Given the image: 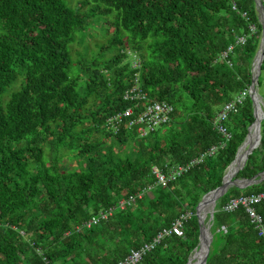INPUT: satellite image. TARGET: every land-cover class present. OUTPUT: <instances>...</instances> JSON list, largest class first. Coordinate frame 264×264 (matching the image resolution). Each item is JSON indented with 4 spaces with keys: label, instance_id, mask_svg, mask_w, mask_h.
I'll return each instance as SVG.
<instances>
[{
    "label": "trees",
    "instance_id": "trees-1",
    "mask_svg": "<svg viewBox=\"0 0 264 264\" xmlns=\"http://www.w3.org/2000/svg\"><path fill=\"white\" fill-rule=\"evenodd\" d=\"M77 3L0 0V264H116L187 213L182 237H163L135 263L185 264L197 247L194 208L220 185L253 122L248 96L224 121L230 138L213 157L96 226L75 227L152 184L151 167L183 164L219 141L211 119L250 82L260 35L254 1ZM249 26L245 43L227 63L218 61ZM91 30L107 43L85 59ZM73 43L83 46L74 63ZM135 76L151 101L173 108L169 123L143 137L123 125L115 133L105 129L108 117L132 105L121 95ZM260 89L264 51L257 95ZM63 159L74 166L62 170ZM263 170L264 109L259 144L234 178ZM258 193L264 181L231 187L217 199L205 264H264V242L243 208L220 210L230 198ZM254 209L264 222V202Z\"/></svg>",
    "mask_w": 264,
    "mask_h": 264
},
{
    "label": "built area",
    "instance_id": "built-area-1",
    "mask_svg": "<svg viewBox=\"0 0 264 264\" xmlns=\"http://www.w3.org/2000/svg\"><path fill=\"white\" fill-rule=\"evenodd\" d=\"M248 34L238 35L234 38L233 42L229 44L225 50L221 51L218 55V61H224L227 63V57L235 47L242 46L249 34L253 32V27L249 26ZM131 56V67H136V57L133 54ZM133 61V62H132ZM248 96V89L241 90L234 97L220 105L215 115L211 119V128L219 135L220 139L217 143L210 145L207 149L189 159L187 162L178 165L167 166L165 163L163 167H151L150 175L153 178L152 184H146L138 189L131 195L126 196L124 199H120L114 207H111L105 211H98L97 215L89 216L86 220L82 221L75 230L89 229L104 221L115 210H121L122 207L130 205L135 201H140L144 198L151 196V190L155 187H164L167 184L175 181L180 176L184 175L191 168L200 165L205 159L213 157L219 150H221L225 143L229 140L230 135L224 127V121L228 116L235 114L237 108L241 105L245 97ZM121 99L124 102L132 104L130 107L125 108L121 112H117L105 120V129L117 132L120 126L129 128L133 124H138L140 127L136 129V135L139 137L145 136L148 132H151L162 125L169 123L173 113L172 106L166 101H151L147 94L142 91L139 86L137 77L132 80V84L124 89L121 95ZM264 202V193H258L248 196H237L228 199L220 208L223 212H232L237 207L241 206L244 213L247 216L249 224L255 231L256 236L264 242V222L262 218L255 212L254 206ZM189 214L184 213L176 217L168 228L160 230L148 243L142 244L138 249L130 251L123 259L119 260L116 264H135L140 258L149 250L153 248L163 237L168 235H174L176 237H182V225ZM219 230L225 232L223 226H220ZM21 234V233H20ZM23 236V234H22Z\"/></svg>",
    "mask_w": 264,
    "mask_h": 264
},
{
    "label": "water",
    "instance_id": "water-1",
    "mask_svg": "<svg viewBox=\"0 0 264 264\" xmlns=\"http://www.w3.org/2000/svg\"><path fill=\"white\" fill-rule=\"evenodd\" d=\"M254 1V10L257 16V20L258 23L260 25V38L258 41V45L256 48V51L254 53V56L251 60L250 63V73H251V78H250V82L249 85L247 87L248 89V99L251 102V108H252V117H253V122L247 127V133L242 141V143L237 147L236 152L234 154V158L233 160L229 163V165L225 168L221 181H220V185L216 188H214L213 190L207 192L206 194H204L200 200L197 202L195 208H194V217L196 219V224L198 227V234H197V247L196 249H193L192 254L190 255V257H188L187 261L185 264H188L191 260V258L193 257V255L198 252L199 248H200V236L202 235V229L199 225V217H198V206L200 201L207 195L209 194H213L212 196V203H211V210L208 212L207 215V220L209 221L210 225L212 224V216L214 213V206H215V202L218 198H220L226 191H227V187L224 184V179H225V172L226 170L231 166V164L235 161L237 153L239 152V150L245 145L248 135H249V131L252 127V125L256 122L255 118L256 115L258 114V120H257V127H256V131H255V141L252 145H249L248 148L245 150L244 155H243V161L240 164V166L238 168H236L234 170V172L232 173V180L229 183H232L233 185H238V186H233L239 189H243L245 187H248L250 185H254V184H258L261 183L262 181H264V170L262 172H259L257 174H255L254 176H252L250 179H240V178H234L235 174L242 169V167L244 166V163L246 161V158L248 155H250V153L257 148L258 144H259V140H260V121L263 118V109H264V104L263 102L260 100V97L257 95L256 92V80L257 77L259 75L260 72V64L262 61V57H263V51H264V6H263V1L262 0H253ZM140 127L138 124H133L130 126V131L131 134L134 136L136 135V129ZM211 233L208 231L207 234L205 235V248H204V255L202 257V260L200 261L199 264H205L206 259L208 257L209 254V250H210V243H211Z\"/></svg>",
    "mask_w": 264,
    "mask_h": 264
},
{
    "label": "bare ground",
    "instance_id": "bare-ground-1",
    "mask_svg": "<svg viewBox=\"0 0 264 264\" xmlns=\"http://www.w3.org/2000/svg\"><path fill=\"white\" fill-rule=\"evenodd\" d=\"M258 118L259 117L257 114L256 118H255L256 122L252 125V127L249 131V135H248V138H247L245 145L239 150V152L237 153L235 161L231 164V166L225 172L224 184L228 189L233 187V186H238L237 184L233 185L232 183H229V182L233 178L232 173L234 172V170L236 168H238L240 166V164L242 163L245 150L248 148L249 145H252L255 141V131H256V127H257ZM212 196H213V194H209V195L205 196L199 203L198 217H199V225L202 229V235L200 236V240H201L200 243L201 244H200V248H199L198 252H196L193 255V257L191 258V260L188 264H194L195 263L194 260L198 259L200 257L196 262V264H199L200 261L202 260L203 255H204L205 235L207 234L208 231L210 232V223L207 220V215H208V212L211 210V207H212L211 206Z\"/></svg>",
    "mask_w": 264,
    "mask_h": 264
},
{
    "label": "rangeland",
    "instance_id": "rangeland-1",
    "mask_svg": "<svg viewBox=\"0 0 264 264\" xmlns=\"http://www.w3.org/2000/svg\"><path fill=\"white\" fill-rule=\"evenodd\" d=\"M63 1H64V3L67 6L70 5L73 8L78 7V5H77L78 4L77 3L78 0H63ZM92 35H94V36H92ZM259 38H260V35H259ZM84 42L86 43V46H88V53H87V55H83V57L85 59H90L91 54H94L93 52H96V46L98 48L105 47L106 46V43H107L106 37L105 36H101L100 33H99V31H95V30H91V31H89L87 33V35L84 37ZM70 51H71V59H73V63H74L76 61L77 57H78L77 55L78 54H80V55L83 54V46L82 45H77V44L73 43L71 45ZM90 52H92V53L90 54ZM106 54L110 55L111 53L107 52ZM106 54H104V56H108ZM130 60H131V57H130ZM258 94H259L258 95L259 97H263V95H264V89H260ZM260 100L262 101L261 98H260ZM85 125L86 124H84L83 126H85ZM136 136H138V135H136ZM60 165H62V170H65L66 168L73 167L74 166V163L72 161H68V160L63 159V161H61ZM198 259H195L194 261H196Z\"/></svg>",
    "mask_w": 264,
    "mask_h": 264
}]
</instances>
